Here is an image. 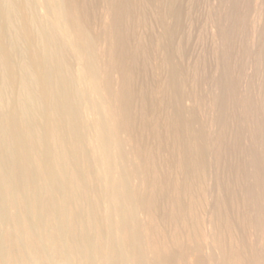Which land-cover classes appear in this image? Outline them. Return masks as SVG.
I'll use <instances>...</instances> for the list:
<instances>
[{
    "label": "bare ground",
    "instance_id": "6f19581e",
    "mask_svg": "<svg viewBox=\"0 0 264 264\" xmlns=\"http://www.w3.org/2000/svg\"><path fill=\"white\" fill-rule=\"evenodd\" d=\"M212 1L0 0V264H264V0Z\"/></svg>",
    "mask_w": 264,
    "mask_h": 264
},
{
    "label": "rangeland",
    "instance_id": "374dc122",
    "mask_svg": "<svg viewBox=\"0 0 264 264\" xmlns=\"http://www.w3.org/2000/svg\"><path fill=\"white\" fill-rule=\"evenodd\" d=\"M208 1H209V4H210V7H209V4H208V3H207V5L205 6V2H208ZM208 1H207V0H206V1L203 0V2L201 3V5L204 4V5L202 6L203 10L206 8L205 10L208 11V9L212 7V5H213V4H212L213 1L211 0L212 3H210V0H208ZM226 1H227V2H226ZM230 1H232V2H230ZM235 1H236V0H234V1H233V0H225L226 5L228 4V5H227V10H230L229 12L226 10V13H227V14L229 13V14H228V16H227L226 13H223V14H222V12H221V14H220V15H221V21H222V22H225V21H226V24H227V20L230 19V20H228V22H229L228 25L232 22L231 20H233V18H234V14H233V13H234V11L236 10V8H237V10L243 11L244 9H246L247 4H248V2H247L248 0H244V1H243V0H240V1L237 0L239 3L236 1L237 4H231V3H236ZM229 2H230V3H229ZM244 2H245V3H244ZM246 3H247V4H246ZM229 4H230V5H229ZM241 4H242V5H241ZM201 5H200V6H201ZM233 5H235V6H233ZM244 5H245L246 7H245ZM204 6H205V7H204ZM228 6H229V7H228ZM241 6H242V7H241ZM235 7H236V8H235ZM202 8L200 7L201 10H202ZM228 8H229V9H228ZM239 8H241V9H239ZM243 8H244V9H243ZM234 9H235V10H234ZM242 9H243V10H242ZM203 10H202V12H203ZM204 14H205V12H204ZM224 14L227 16L226 19L224 18V17H225ZM232 14H233V15H232ZM206 15H207V13L205 14V17H204V22H205V23H206L207 21H208V22L210 21V18L207 17ZM222 15H223L224 17H222ZM231 15H232V16H231ZM206 17H207L209 20H208ZM205 18H206V19H205ZM223 19H225V20L223 21ZM208 22H207L206 24L209 26V30L212 29V30L214 31V27H212V23L209 25ZM209 23H210V22H209ZM231 24H232V23H231ZM210 26H211V28H210ZM241 26H242V25H241ZM212 30H211L210 33L207 35L208 37H207V36L204 37V43L207 44V45H209V43H210V45H211V44H212L211 42H213V41L215 40V41H214V45L212 44V48L214 47V48H213V51H214L215 54H216V49H217V45H216V43L218 44V42H217V40H216L215 37L213 38V35H212V34H214V32H213ZM212 32H213V33H212ZM239 33H240V34H238V35L236 36V38H237L236 40H238V41H236L235 39H232V41H231L232 43L229 41L230 43L228 44V42H227V44L229 45L228 47H232V46H233V48L235 49L236 47H239V46H240L239 44H241V46H242V45L245 43V41L247 40V37H245V34H244L243 32H240V31H239ZM241 34L244 35V36L242 37ZM209 35L212 36L213 39H212L211 37H209ZM214 36H215V35H214ZM206 37L208 38V40H207ZM244 37H245V38H244ZM205 39H206V41H208V42H206ZM210 40H211V41H210ZM243 40H245V41H243ZM234 41H236V42H234ZM240 41H241L242 43H241ZM202 42H203V41H202ZM201 44H202V43H201ZM233 44H235V45H233ZM230 45H231V46H230ZM215 47H216V48H215ZM245 58H246V57H245ZM247 59H249V58H247ZM257 77H259V78H257ZM256 78H257V80H255ZM260 79H263L262 77H260V75H259V76H256V77L254 78V80H255V81H254V82H255V85L258 83L256 86L254 85V89H255V90H252V92H254L255 94H254V93H250V96H251V97L248 95V96L250 97V99H252V101H253L254 103H255V102L258 103L257 101L260 102V101H261L260 99L264 97V96H263V92L260 91V89H258L259 87H261L260 85H262V86L264 85V83H263L264 81H263V80H260ZM261 81H263V82H261ZM261 83H263V84H261ZM255 87H257V88H255ZM260 92H261V93H260ZM245 94H246V93H245ZM256 94H257V95H256ZM252 96H253V97H252ZM259 96L261 97L260 99H258ZM255 97H256V98H255ZM254 99H255V100H254ZM256 99H257V100H256ZM240 107H242V106H240ZM240 107H237L238 109H237L236 112H239V113H238L239 116H241V115H242V116H245V115H246V116L244 117V118L246 119V117H247L248 115H250V114L248 113V111H247L244 107H243V108H240ZM243 109H244V110H243ZM240 110H242V111H240ZM243 111H244V113H245L244 115H243ZM245 111H247V112H245ZM241 113H242V114H241ZM245 119L242 121L241 124H242V125L245 124V126L248 127V128H250V129L246 128L244 125L242 126V128H243V129L246 128V129H248V130H250V131H252V129L254 130V129H255V126H254V127H252V125H249V126H248V125H247V124H248V123H247V120H245ZM250 126H251V127H250ZM244 127H245V128H244ZM243 145H244V144H243ZM246 147H247V146H246ZM246 147H245V145H244V147L242 146L241 151H240V152L243 154V155H242V154L240 155L242 159H241L240 157L238 158V161H239V162L242 160L240 163L243 164V165H246V163H247V158H246L247 155H246V154H248V152H249L248 147H247V148H246ZM245 150H246L247 152H246ZM245 152H246V153H245ZM242 156H243V157H242ZM245 159H246V162H245ZM243 162H244V163H243Z\"/></svg>",
    "mask_w": 264,
    "mask_h": 264
}]
</instances>
